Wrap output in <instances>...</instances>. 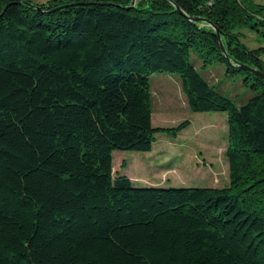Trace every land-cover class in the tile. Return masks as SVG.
Instances as JSON below:
<instances>
[{
    "label": "trees",
    "instance_id": "1",
    "mask_svg": "<svg viewBox=\"0 0 264 264\" xmlns=\"http://www.w3.org/2000/svg\"><path fill=\"white\" fill-rule=\"evenodd\" d=\"M172 1L0 0V264H264V78L240 66L264 73L263 48L236 32L264 36V1ZM192 53L255 93L236 105ZM154 72L179 75L191 111L226 113V186L115 172L114 151L188 124L152 125Z\"/></svg>",
    "mask_w": 264,
    "mask_h": 264
},
{
    "label": "rangeland",
    "instance_id": "2",
    "mask_svg": "<svg viewBox=\"0 0 264 264\" xmlns=\"http://www.w3.org/2000/svg\"><path fill=\"white\" fill-rule=\"evenodd\" d=\"M32 1L42 3L44 0ZM236 32L238 42L247 48L262 47L264 60V36L249 26L238 28ZM191 61L214 89L236 105L244 103L255 93L250 83L244 81L246 74L227 75L226 65L222 62L202 66L194 53ZM149 84L152 125L172 127L185 120L188 124L176 136L156 133L148 153L114 151L115 172L128 176L139 186H226L229 181L225 153L228 145L226 113L191 111L177 73L154 72L149 75Z\"/></svg>",
    "mask_w": 264,
    "mask_h": 264
},
{
    "label": "water",
    "instance_id": "3",
    "mask_svg": "<svg viewBox=\"0 0 264 264\" xmlns=\"http://www.w3.org/2000/svg\"><path fill=\"white\" fill-rule=\"evenodd\" d=\"M169 1H170L171 3L174 4V2H173L172 0H169ZM134 3H135V0H131V6H133ZM175 7H176V9H177L180 13L183 14V11L180 9L179 6L175 5ZM188 18H189L190 20L203 21V22H206V23L209 24V20L206 19V18H202V17H188ZM211 26H212V27L215 29V31L217 32V34H218V36H219V42H220L221 49H222V51L225 53V50H224V47H223V43H222L221 38H220L219 30H218L216 27H214V25H211ZM240 66H241V68H243V69H246V70H249V71L255 73L257 76H259V77H261V78H264V73L260 72L259 70L255 69V68H253V67L247 66V65H242V64H240Z\"/></svg>",
    "mask_w": 264,
    "mask_h": 264
},
{
    "label": "crops",
    "instance_id": "4",
    "mask_svg": "<svg viewBox=\"0 0 264 264\" xmlns=\"http://www.w3.org/2000/svg\"><path fill=\"white\" fill-rule=\"evenodd\" d=\"M252 1H254V2H256V3H262L263 1L262 0H252Z\"/></svg>",
    "mask_w": 264,
    "mask_h": 264
}]
</instances>
